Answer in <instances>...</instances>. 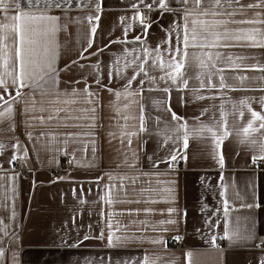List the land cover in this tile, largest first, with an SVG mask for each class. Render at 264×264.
Here are the masks:
<instances>
[{"label": "crops", "instance_id": "obj_1", "mask_svg": "<svg viewBox=\"0 0 264 264\" xmlns=\"http://www.w3.org/2000/svg\"><path fill=\"white\" fill-rule=\"evenodd\" d=\"M144 2L151 3L152 0ZM254 2L241 0L242 4ZM134 3L145 8L140 0H60V8L55 7L54 2L46 4L41 0L36 5V8H46L50 15L60 17L62 27L57 33L59 57L55 67L59 70L56 92L61 95L58 103L55 93L41 96L39 90L33 92L29 88L21 90L24 96L17 98L18 102L5 95L13 113L11 118L0 120V144L4 145L0 150V228L6 227L8 233L5 235L0 231V249L4 252L0 264H144L145 257L155 264H187L188 252L193 254L192 264H260L264 259V161L252 163V156L258 151L247 143L241 144L235 134L230 135L216 149V153L224 158L221 169L217 159L213 158L214 144L210 138L190 139L186 150L178 149L187 160L178 156L182 166L170 168L167 159L170 150L177 149V145L172 142L165 145L164 137L158 131L164 127V122H176L171 121L162 105L155 103L167 99V95L148 90L163 88L165 83L150 84L144 78L142 94L127 99L121 97L118 102L113 92L108 91L109 88L123 91L136 69V65L131 64L123 69V78L118 77L114 67L117 58L131 60L136 55H143L142 46L154 49L158 44L167 56L163 52L167 47L163 44L164 30L174 21L181 22L177 13H161L156 6L152 11L153 19L148 22L152 26L145 38L142 28L132 20L136 11L132 7ZM20 4L25 10L32 7L28 0H20ZM169 6L183 8L179 0H169ZM253 11L256 10H247V16L250 17ZM4 15L0 12V19ZM89 15L100 19L93 21L97 31L92 48L84 54L87 58L83 59L80 52L87 47L91 27L87 21ZM122 17L125 18L123 23ZM241 18L244 17H236ZM128 24L132 27L125 37ZM137 35L141 36L143 45L135 41ZM120 40L127 42L112 43ZM100 49L103 51H98ZM133 49L136 52L126 55V50L132 52ZM217 50L247 56L246 64L258 62L264 65V49L261 48L213 51ZM72 61L78 63L72 64ZM97 62L100 67L94 71L91 66ZM124 62L121 60V66ZM81 64L84 67H80ZM66 65H70L67 70ZM97 71L99 85L95 83ZM150 74L158 77L162 73L153 70ZM188 75L195 77L196 69H188ZM235 75L252 79L240 85L239 81L231 79ZM225 76L229 78V84L242 90L205 88L198 94L206 98L196 99L192 89L199 88V82L192 78L188 89L171 86L169 103L172 110L190 125L197 123L196 117L205 123H211L213 117L219 119L221 103L231 110V102L244 97L252 98L253 109L261 110L259 101L264 98V90H261L264 80L260 77L264 72L226 71ZM85 79L96 94L93 104H87L83 95L76 103L65 104L64 94L71 93L74 88L82 90ZM140 79L141 76H137L133 80V90H138ZM214 82L218 84V78H214ZM9 91L15 95V89ZM33 99L36 101L34 107ZM125 104L129 107L125 108ZM141 105L145 132L139 131ZM7 107L0 101V111ZM42 107L44 111H41ZM91 107L96 108L95 113L82 111ZM58 108L64 111L57 114ZM204 109L208 111L201 115ZM49 115L57 116V119H45L43 123L32 119ZM69 116L82 118L68 119ZM91 116H95V120L87 119ZM125 116L130 118L125 120ZM157 117H160V123H157ZM249 118L250 114L245 110L244 120L237 119L236 125ZM232 121L233 117L229 116L230 124ZM124 132L138 133L131 137L130 146L129 137L122 135ZM18 161L23 172L15 166ZM109 175L114 179L110 180ZM221 184L228 185L227 196L233 205L229 222L240 218L252 233V239L234 243L224 236ZM109 188L111 204L104 199ZM236 192L242 199L236 198ZM246 204L253 207H241ZM169 208L176 211L169 214ZM169 219L176 223L160 224ZM101 233L103 238H100ZM181 234L184 239L180 245L169 244L172 237ZM110 235L112 246L108 242ZM213 235L217 237L215 247L211 243ZM85 236L89 238L85 239ZM153 240L162 243H152ZM258 242L263 246H258Z\"/></svg>", "mask_w": 264, "mask_h": 264}, {"label": "snow or ice", "instance_id": "obj_2", "mask_svg": "<svg viewBox=\"0 0 264 264\" xmlns=\"http://www.w3.org/2000/svg\"><path fill=\"white\" fill-rule=\"evenodd\" d=\"M44 2L46 4L54 2L57 8L61 6L60 0H44ZM179 2L183 5L182 9L170 7L169 0H152L151 3H145L144 0H140V3L149 11H154L156 6H158L161 13H177L180 16L181 22L174 21L168 29L164 30L166 38L163 44L167 45V47L163 49V52H166L167 56L162 53L161 45L158 44L154 49L142 46L143 55H136L131 60H125L124 57L117 58L114 62V67L118 77L123 78V69L129 67L131 64H135L136 69L134 70V75L123 86V91H114L111 88L108 91L113 92L118 102L121 97L127 99L142 94L144 91V78H147L150 84H156L158 81L165 83L166 86L163 88H150L148 90H158L167 95V99L156 101L155 103L162 105L164 111L170 114L171 121L176 122L174 124L164 122V127L158 131V134L164 137L163 142L165 145L169 142L177 145V149L170 150L167 159L170 168L174 166L178 156L180 159L187 160V156L181 154L178 149L182 147L186 150L189 147L190 139L210 138L214 144L213 158L217 159V163L223 169V155L216 153V149L221 146L225 139L233 134L240 138L239 142L241 144L247 143L258 151V154L252 156L253 164L264 161V98H261L259 101L262 106L260 111L253 109L252 98L249 97H244L237 102H231V110H228L225 104L221 103L219 107V119L213 117L211 123H205L199 117H196L197 123L195 125H190L182 116L177 115L169 103L171 99V86L175 85L178 88L188 89L189 80L192 78H195L199 82V88L192 89L196 94L195 98L205 99L206 97L198 94L200 89L242 90L227 82L229 78L225 76L226 71L255 70L264 72V65L258 62L246 64L245 61L249 59L247 56H234L218 50L213 51L214 49L235 47L264 49V0H255L254 3L247 4H242L241 0H179ZM40 3L41 0H28V4L32 7L25 10L21 7L20 0H0V12L5 13L3 18L0 19V101L8 105L4 111H0V120L11 118L13 113V107L5 99V95L10 96L12 101L18 102L17 98L24 96V93L21 91L24 88H29L33 92L39 90L41 96L55 93L57 98L55 102H60L59 98L61 94L56 92L59 70L55 65L59 57L57 33L61 30L62 26L59 23V16L50 15L46 8H36V5ZM234 5H239V7L236 8ZM96 7L97 11H99L100 5L97 4ZM132 7L136 9L132 20L142 28L144 37L146 38L148 29L152 25L147 22V17L137 4L134 3ZM247 10L256 11H253L249 17L247 16ZM10 11L12 14L9 15ZM237 16L244 18L236 19ZM99 19V16L89 15L87 17L88 24L91 27L87 38V47L80 52V58L86 59L87 57L84 54L93 46L94 36L97 31V25H94L93 21L98 22ZM124 19L123 17L121 18L122 23ZM76 22L79 23L80 21L77 20ZM232 25H250V27H232ZM131 27V24L127 25L125 37L127 36V30ZM135 41L140 42L142 45L144 44L140 35L135 37ZM116 42L126 43L127 41L120 40L113 41L112 43ZM189 49H195L196 51L190 52ZM98 51L102 52L103 49ZM134 52H136V49H133L132 52H127L126 50V55L131 56ZM89 55H97V53H89ZM251 59L255 58L252 57ZM121 60L125 61L123 66H121ZM77 63L78 61H72V64ZM79 66L84 67L82 64ZM91 67L94 71L98 70L100 67L99 62ZM68 68H70V65L65 66V70ZM190 68L196 69L195 77L188 75V69ZM153 70L162 74L158 77L151 75L150 73ZM108 75L111 77L112 72L109 71ZM137 76H141L138 82L139 88L138 90H133L132 82ZM214 78H218V84L214 82ZM231 79L237 80L240 85H243L246 80L252 78L245 75H235ZM260 79L264 80V76L260 77ZM77 83H80V81H77ZM84 83L85 87L82 90L74 88L71 93H65L64 96L66 98L63 102L65 104H74L83 95L87 104H93V98L96 94L90 90L86 79ZM95 83L100 84L98 71ZM10 88L15 89V95H12L9 91ZM32 103L34 107L36 101L33 99ZM124 107L128 108L129 105L125 104ZM245 110L250 114V118L237 126L236 120H244ZM41 111H44L43 107ZM61 111H64V109H56L57 114ZM82 111L95 113L96 108L91 107L90 109H82ZM207 111L208 109L202 110L201 115ZM229 116L233 117L231 124ZM67 118L81 119L82 117L69 116ZM129 118L128 116L124 117L125 120ZM32 119H38L43 123L45 119L53 120L57 119V116H34ZM87 119L95 120V116L87 117ZM156 120L157 123H160V117H157ZM92 126L94 125H89V127ZM139 131H147L143 105L140 106ZM88 134L85 133V135ZM137 134V132L122 133V135L129 137V146L132 142L131 137ZM28 135L31 138V133ZM92 143L94 144L95 142L92 141ZM3 148L4 145L0 144V150ZM92 150L95 152V148ZM26 156L27 150L25 149V158ZM13 159H16V157H13ZM109 179H114V177L109 175ZM221 180H223L222 176ZM221 187L223 191L220 192V195L224 197L222 201V212L225 218L224 236L234 243L252 239V233L245 228L244 222L240 218H236L231 223L229 222L233 205L227 196L228 185L221 184ZM165 191L170 192L171 189H165ZM235 196L237 199H242L238 192L235 193ZM104 199L109 204L113 203L111 188L108 189ZM241 207L251 208L253 205L246 204L241 205ZM145 211L149 212L151 210L145 209ZM175 211L173 208L168 209L169 214ZM174 223L176 221L172 219L160 221L161 225ZM0 231H3L5 235L8 234L6 227L0 228ZM88 238L85 236V239ZM100 238H103V233H101ZM175 239H180V237H175ZM116 240L119 241L120 237H116ZM216 240L217 237L213 235L211 237L213 247L216 246ZM108 242L110 246L113 245V237L111 235L108 237ZM152 243H162V241L153 240ZM3 255L4 252L0 249V256ZM192 256L191 252L186 253L187 264H192ZM144 264H155V261L145 257ZM260 264H264V260Z\"/></svg>", "mask_w": 264, "mask_h": 264}, {"label": "built area", "instance_id": "obj_3", "mask_svg": "<svg viewBox=\"0 0 264 264\" xmlns=\"http://www.w3.org/2000/svg\"><path fill=\"white\" fill-rule=\"evenodd\" d=\"M141 10H142L143 14L147 17V22H149L153 19L152 11H149L146 7L142 8ZM67 164H68V162L65 161L64 165L67 166ZM15 166L17 167V169H19L23 172V166H21V163L19 161L15 162ZM181 166H182V163L180 162V159L179 160L177 159V161L174 163L173 167L179 168ZM23 174H25V173H23ZM175 237H180V239H175ZM183 239H184V235H182V234L174 236L170 239L169 244L170 245H180L181 242L183 241ZM257 245L263 246V244L261 242H258Z\"/></svg>", "mask_w": 264, "mask_h": 264}]
</instances>
